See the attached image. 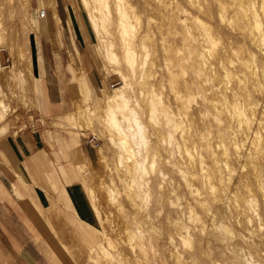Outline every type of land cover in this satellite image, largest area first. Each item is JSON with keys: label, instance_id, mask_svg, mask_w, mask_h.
Masks as SVG:
<instances>
[{"label": "bare ground", "instance_id": "bare-ground-1", "mask_svg": "<svg viewBox=\"0 0 264 264\" xmlns=\"http://www.w3.org/2000/svg\"><path fill=\"white\" fill-rule=\"evenodd\" d=\"M13 1H9L11 8ZM70 1L73 9L75 2ZM80 1L97 41L96 46L103 56L104 69L109 74L110 71L119 74L121 80L111 85L112 90L107 91L104 97L92 101L81 68L69 62L72 80L77 82L73 108L56 114L53 119L56 124L82 126L92 131H101L104 135L109 131L111 134L107 132L108 141L118 149L117 161L120 166H124L122 173L118 171L120 181L124 182L121 184L127 185L130 191L135 189L138 196L142 195L145 199L148 197V189L144 191V176L149 157V128L143 119L144 111L136 96L134 83L125 67H128L138 82L145 78L150 47L145 41L146 35L142 38V49L134 44L143 14L138 8L142 6L147 11L149 6H155V2L158 4L161 0ZM186 1L191 4V10L177 5V11L167 14L169 19L178 20L179 24L184 25L183 42L174 47V59L179 61L180 71L171 67L173 58L166 62L170 72V78L166 79L170 81L168 88L173 101L164 91L162 79L159 80V86L150 83L151 90L146 94L147 116L165 131L162 142L177 159L173 166L189 195L185 202L177 196V200L170 201L175 217L170 220L174 234H168L166 242L171 252L169 256L172 257V264H264V0ZM16 2L20 3L25 14L32 12L31 0ZM56 3L50 0L49 8L52 9L53 19L61 23ZM230 11L240 15V24L233 28L230 36L236 45L218 54L213 51L212 45L217 40L214 39L212 26L204 22L202 17L212 19L216 16L220 21L230 20ZM194 22L198 25L194 26ZM2 31L0 27L1 40L4 38ZM117 35L122 40V52L118 50ZM232 53L237 55L236 60L232 59ZM24 55L28 76L25 77L21 69H14L11 63L5 65L0 62V77L15 78L22 88H26L28 81L30 89L28 92L27 88L22 91L23 98L30 92L34 101L48 111L49 99L44 84L39 82L37 73L30 70V66L35 65L32 49L28 55L22 50L21 58ZM84 65L87 69V64ZM217 67L223 69V84L216 82ZM178 79L183 85H179ZM6 93L0 89V123L4 121L0 126V135L12 123L8 115L10 106L5 101ZM78 96L83 97L84 105L77 100ZM192 100L196 101L194 108L190 107ZM30 102L28 104L33 103ZM94 119L98 120L97 124ZM14 120H18V117ZM79 130L70 145H80ZM100 157L106 159L103 151ZM76 164L83 169L88 168L87 160ZM160 172L165 178L166 173ZM114 179L112 177L111 182L107 183L105 196L112 207L117 204L119 194L123 191L116 186ZM198 179L201 181L199 184ZM86 189L94 211L100 218L101 209L94 190L88 185ZM138 224L127 225V229L131 230L132 227L129 244L133 250H137L138 246L142 251H147L152 245L148 244L145 230ZM104 232L110 242L107 231ZM176 238L184 244H195V250L191 249L186 258H182L174 244ZM87 254L95 262L98 257V260H109L110 264H130L126 262L128 258L122 251L113 252L102 241L88 246ZM160 263L164 264L163 261ZM55 264L70 263L56 261Z\"/></svg>", "mask_w": 264, "mask_h": 264}, {"label": "rangeland", "instance_id": "rangeland-1", "mask_svg": "<svg viewBox=\"0 0 264 264\" xmlns=\"http://www.w3.org/2000/svg\"><path fill=\"white\" fill-rule=\"evenodd\" d=\"M9 1L10 0H0V27L3 30L2 33L4 36L2 40L0 39V62L5 65H10L11 63L12 66L14 65V69H21L24 76H28L29 72L26 68L25 55L22 58L20 55L22 50H24L27 55L30 54V50L32 49L30 45V37L35 31V33H37V39L41 44L42 52H44L45 55L48 54L50 57L47 60L41 59L40 74L36 70L35 65H31L30 70L37 73L40 83L44 84L45 82V92L48 96L49 104L47 105L48 111H46L34 101L30 92L27 93L28 96L23 98L22 91H25L27 88L28 92L30 89V83H28V81L25 84L26 88H22L20 83H18L19 80H16L15 78L9 79L8 76L0 77V89H2L4 93L7 92V96L5 94V101L9 104L8 106H10L8 115L10 119H12L11 125L8 126L2 135H0V138L16 131H23L29 127H37L43 131L44 135L49 136L52 141V149L57 150L60 146L66 147L72 154H69V157H71V159L74 157V178L75 180L81 182L89 198L90 206L94 215V219L91 221V226L80 221L78 218H72L71 212L73 210L69 207L67 200L63 198L61 199V195L59 193V207L54 204L53 208L61 215L65 214L66 216H64L71 223V225L77 223L80 228L79 230L75 229L76 232L69 230L67 224L62 219L53 221V224L51 225V233L44 227L46 233L45 236L47 237L46 242L49 243V245L44 241L42 249L43 264H55V259L63 262L68 261L70 264H110L109 260L104 258H99L98 260L97 257L96 262L89 258L87 249L81 241V237L86 234V231H94L96 235V240H93L90 245H96L99 241H102L113 252L122 251V254L128 258L126 262L129 261L130 264H161V261H163L164 264H172V257L169 256L171 254L169 250L170 248L168 247V243H166L169 235L174 234L173 224L170 220L175 217V212H173V208H171L172 205L170 203L173 199L177 200V197L185 202V198L189 195L181 183L179 174L174 169L173 165L177 162V159L171 155L169 147H166V144L162 142L165 131L161 127L152 123L147 116L148 104L146 94H148V91L151 90V84H157V86H159V80L162 79L164 91H167L166 93H168L169 99L173 98L169 89L170 81L168 78L166 79V77L170 76L166 62H170L169 58H173V64L172 62L170 63V65H173L171 67H173L176 71H180L181 66H178L179 61L174 59V47L176 48L177 44L179 46V44L183 42L182 30H184V25L179 24L180 21L178 20L169 19L167 14L177 11V5L185 6L188 10H191V4L186 0H182V3L181 0H174V3L173 0H161L158 4L155 2V6H149L150 8H148L147 11H145V9L143 10V7L140 5L138 8L140 12L143 11V14L141 13L142 21L140 27L138 28L139 33L135 36L136 39L134 38V44H136L138 49H142L141 43L144 40H142V38L146 35L145 41L150 47V55L147 63L145 64V78L143 81L138 82L139 80L135 78L128 67H125V69L130 73V78L135 86L136 96L144 111V114L142 115L143 119L148 123L149 128L147 131L148 138L150 139V145L147 147L149 157L146 162L147 176L146 174L144 176V181L146 183L144 184V191L148 189V197L144 199L142 195L138 196L135 189L130 191V188L127 187V185L121 184L124 182L120 181L121 179H119L120 175L118 174V171L119 173H122V171H124V166H120L117 161L118 154L116 151L118 149L110 143V140L108 141V135L111 134L109 131H107L109 134L106 132L104 135L101 131H92L82 126L56 124L53 119L56 114L62 111L66 112L73 108V96L68 93V86L70 81L73 82L74 85L77 84V82L72 80V72L69 67L70 63H73L76 68L80 67L83 75L84 70L82 64L85 63L87 64L86 72H93L99 77V87L97 86V88L93 91L88 89L92 101H96L97 99L104 97L107 91L112 90L111 85H116L121 80L119 74H116L113 71H110L109 74V72L107 73V70L104 69L103 56L96 46L97 41L93 36L86 16V11L82 6L81 1L74 0L75 6L72 9L70 0H55L58 3V14L61 18V23L56 22L52 17V9L49 8L51 7L50 0H31V15L29 13L25 14L20 6V3H17L16 0L13 1L14 3L12 2L11 8V2ZM166 1L168 2L166 3ZM184 3H187V5ZM43 8L47 10L48 20L45 19V17L43 18L45 20H40L39 11ZM232 8L235 9V6L233 5ZM15 10L17 11L15 12ZM147 12L152 15L148 16ZM228 16H230V20L226 19L224 21L216 19L218 18L216 16L212 19L202 17L205 20L204 22H207L210 26H212L214 39L217 40V43L212 45L213 51L218 54L224 53L227 48L230 49L231 45H236V43L230 39V36L233 28L239 26L240 24V15L236 14L235 11H230ZM146 18L148 19L146 20ZM193 25L197 26L198 23L194 22ZM216 25L218 26L216 27ZM194 30L196 31L197 28L195 27ZM174 33H176V35H174ZM227 33H230V35ZM116 41L118 44V50L122 52V40L119 35H117ZM237 49L239 50L240 47L237 46ZM231 57L234 60L237 59V55L235 53H232ZM91 68L92 70L90 71ZM216 70V74L218 75L216 82L223 84L221 77L223 69L217 67ZM84 78L86 81V75H84ZM178 82L179 85H183V82L180 81V79H178ZM57 87H61L62 90L60 91L59 89H56ZM48 88H53V94L55 95L54 97L57 101H59L60 98L63 100L60 104H56V102L51 101L50 98L52 91L48 90ZM141 90L143 92H141ZM77 100H79L83 105L85 104L83 97L78 96ZM30 101H33V103L28 104ZM171 101H173V99ZM191 102L190 107L192 106L191 108H194L196 106V101L192 100ZM193 103L194 106L192 105ZM15 117H18V120H14ZM97 121V119H94V123L96 122L95 124L98 123ZM3 123L4 121L0 123V126ZM77 130L80 131L81 145L92 149V161H87L88 168L86 169H83L81 166L76 164V162L84 163L86 161L84 157L78 155V152H73L71 150L78 148L74 145H70L73 142V137ZM58 138L60 139L59 142H57ZM62 141L64 145H61ZM69 147L71 148L69 149ZM102 151L104 152L106 158L104 160L100 157V152ZM168 160H171L172 162L170 161V163ZM149 161L152 162L150 163ZM153 163L155 164L153 165ZM150 164L152 166H150ZM160 171H164L166 173L165 178L162 177ZM200 176L201 174H199V178ZM112 177H114V180L117 182H115L117 184L116 186L119 188L121 187V191L123 190L120 192L121 194H119L120 196L117 204L113 207L108 204L105 197L106 185L111 182ZM200 182V179H198V184ZM87 185L94 190V194L97 198V204L101 209L100 211L102 216L100 218H98L97 212L95 213L94 211V205L90 200L89 192L87 193ZM124 187H126V189H124ZM61 208L64 209V211H61ZM67 210H70L69 213ZM71 219H74L75 221H70ZM136 224L145 230V236L149 242L148 244L152 245V247L148 245L149 247L147 251H142L138 246L136 248L137 250H133L131 244H129L128 238L132 235L130 234L132 227H130L131 230L127 229V225L135 226ZM104 231H107V235L111 240L110 242L107 240V237L105 236L106 233ZM177 239L178 238L174 239V244L177 245L176 247L178 248V253L182 256V258H184V256L186 258L188 253L191 252V249L195 250V244H184L181 239ZM0 241V244H8V236L4 233H0ZM134 241L136 242L137 240Z\"/></svg>", "mask_w": 264, "mask_h": 264}, {"label": "crops", "instance_id": "crops-1", "mask_svg": "<svg viewBox=\"0 0 264 264\" xmlns=\"http://www.w3.org/2000/svg\"><path fill=\"white\" fill-rule=\"evenodd\" d=\"M45 19L48 20L47 15ZM45 19L40 17V20ZM30 45L35 68L40 74L41 59L47 60L50 56L42 52L35 31L30 37ZM82 67L87 88L93 91L99 87V77L93 72H86L84 63ZM75 88L70 81L68 93L74 96ZM44 89L46 91L45 82ZM56 89L62 90L61 87ZM48 90L52 91V102L60 104L63 101L61 98L59 101L55 99L53 88ZM71 150L78 152L88 162L92 161V149L82 146L81 141L77 149ZM69 154L72 155L63 146L57 150L52 149L49 136L37 127H29L0 138V233L8 236V244H0V264H43L44 241L49 245L44 227L51 233L54 220L62 219L69 230H79L77 223L71 225L65 214L61 215L53 208L54 204L58 206L59 193L61 199L67 200L73 210L72 218H78L91 226L94 215L90 201L81 182L74 178V157L71 159ZM61 211L64 209L61 208ZM81 239L87 249L96 240L95 232L86 231Z\"/></svg>", "mask_w": 264, "mask_h": 264}, {"label": "built area", "instance_id": "built-area-1", "mask_svg": "<svg viewBox=\"0 0 264 264\" xmlns=\"http://www.w3.org/2000/svg\"><path fill=\"white\" fill-rule=\"evenodd\" d=\"M39 15H40L41 18L46 17V15H47V10H46L45 8L41 9V10L39 11Z\"/></svg>", "mask_w": 264, "mask_h": 264}]
</instances>
